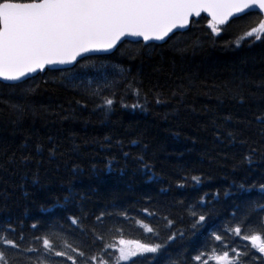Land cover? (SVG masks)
I'll return each instance as SVG.
<instances>
[{"label": "trees", "instance_id": "trees-1", "mask_svg": "<svg viewBox=\"0 0 264 264\" xmlns=\"http://www.w3.org/2000/svg\"><path fill=\"white\" fill-rule=\"evenodd\" d=\"M261 18L247 14L216 34L202 17L165 44L125 42L70 70L0 82V235L20 244L10 264H72L35 239L44 236L80 264L65 242L98 251L90 229L101 212L116 241L173 237L166 251L133 258L137 264H199L191 258L224 245L243 251L249 242L223 230L249 207L253 224L264 218V125L256 120L264 114V37L232 42ZM104 97L113 101L107 110L97 106ZM190 208L206 216L195 229ZM82 216V227L69 219ZM106 251L114 262L118 249Z\"/></svg>", "mask_w": 264, "mask_h": 264}, {"label": "snow or ice", "instance_id": "snow-or-ice-1", "mask_svg": "<svg viewBox=\"0 0 264 264\" xmlns=\"http://www.w3.org/2000/svg\"><path fill=\"white\" fill-rule=\"evenodd\" d=\"M202 12L210 17L208 25L212 33L216 34L221 32L218 26L225 25L230 17L257 12L262 17L258 24L244 31L232 43L239 47L244 39L251 37L260 40L264 37V0H0V80L26 82V79L31 78L29 74L38 70L44 71L46 66L72 64L78 62V57L81 60L87 59L84 54L112 49L124 37L168 43L180 29L189 25L191 17H199ZM93 95H98V92H93ZM159 102L157 100V103ZM112 104L111 99L104 97L102 104L97 106L107 110ZM256 120L264 125V114L258 115ZM229 136L234 138L231 132ZM35 151L42 154V146L37 144ZM255 151L251 149L252 153ZM55 156L56 147L53 145L48 148V159L52 160ZM31 159L30 154L24 155L21 162L27 163ZM244 159L251 164V155ZM147 167L148 165H145V168ZM191 180L200 182L197 176H192ZM240 187L243 188V185ZM259 188L264 193V183L259 184ZM261 210L264 211V208ZM144 211L147 212V209ZM190 211L193 217L198 215L191 208ZM253 213L254 209L251 207L241 211L236 226L223 230L240 241L249 242L243 251L237 250L239 245H224L219 254L212 248L207 253H198L191 260L199 264H209V260L215 261L216 264H256V261L264 264V218L253 224L250 219ZM105 215L104 212L96 215L97 223L90 229L92 243L100 242L98 251L88 255L65 242V248L80 257V264H120L121 261L137 264L133 257L166 251L167 240L173 239L168 236L166 241L159 244L141 243L139 240H126L121 235L116 241L112 229H106ZM85 218L86 216L69 219L72 224L82 227ZM205 220L206 216L199 214L192 228L195 229L197 224ZM168 223L171 224L172 221L168 220ZM241 225L244 227L243 232ZM142 226L146 231L153 232V228L148 224ZM97 228L101 231H97ZM108 234H112L111 242L106 239ZM52 235L60 238L59 234ZM212 236L216 241L222 240L215 232ZM35 239L42 241L43 248L50 255L54 253L56 256H67L72 264H77L76 258L69 252H56L48 236ZM0 246H4L0 249V264H10L9 253L19 250L20 244L3 234L0 235ZM109 248L118 249L119 255L114 262L104 258L105 255L111 257L112 254L106 251ZM257 253L259 255H256ZM204 256L207 258L202 259Z\"/></svg>", "mask_w": 264, "mask_h": 264}, {"label": "water", "instance_id": "water-1", "mask_svg": "<svg viewBox=\"0 0 264 264\" xmlns=\"http://www.w3.org/2000/svg\"><path fill=\"white\" fill-rule=\"evenodd\" d=\"M252 13H257V12H252ZM249 14V13H248ZM247 14H238L237 16H233V17H230L228 22L225 24V25H228L230 22H232L233 20L235 19H238V18H241L243 16H245ZM202 16H205L207 17L208 19H210V17L207 16L206 13H201V15L199 17H191L190 18V21H189V25L185 28V29H180L178 31V33H184V32H187L191 26V21L193 19H199L201 18ZM225 25H219V26H225ZM175 31V30H174ZM177 33V34H178ZM171 35V34H170ZM134 42V43H137L138 42H142L144 43L145 45H151V44H158V45H161V44H165L163 41H143L142 38H139V37H124L121 39L120 42L117 43L116 46H114V48L112 49H109V50H100V51H96V52H93V53H86L84 54L87 58L88 57H95V56H109V55H112L114 52H116V50L121 46V44H123L124 42ZM77 61H81V59L78 57L77 58ZM78 62H74L72 64H56V65H51V66H46L45 70L44 71H37L36 73H31L29 74V76L31 78L29 79H26V81L32 79V78H35L36 76H38L40 73H45L47 70H49V68L53 69L51 71H58V70H66V69H71L73 67L76 66V64ZM25 78H22V80H24ZM0 82H3L5 84H9V85H14V84H19L21 82H18V81H5V80H0Z\"/></svg>", "mask_w": 264, "mask_h": 264}]
</instances>
